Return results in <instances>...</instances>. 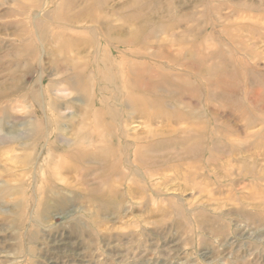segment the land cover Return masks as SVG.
Listing matches in <instances>:
<instances>
[{
	"label": "rangeland",
	"instance_id": "1",
	"mask_svg": "<svg viewBox=\"0 0 264 264\" xmlns=\"http://www.w3.org/2000/svg\"><path fill=\"white\" fill-rule=\"evenodd\" d=\"M101 48L165 66L168 109L198 118L152 129L119 119L128 134L202 136L196 156H175L142 190L130 176L132 190L91 193L99 166L62 157L91 124L63 79ZM99 85L119 116L112 86ZM0 111V136L19 135L0 142V264H264V0H0Z\"/></svg>",
	"mask_w": 264,
	"mask_h": 264
},
{
	"label": "bare ground",
	"instance_id": "2",
	"mask_svg": "<svg viewBox=\"0 0 264 264\" xmlns=\"http://www.w3.org/2000/svg\"><path fill=\"white\" fill-rule=\"evenodd\" d=\"M102 38L107 41V37L103 36ZM65 48L66 46L64 45L63 50H65ZM107 51L109 55H107ZM80 52L81 50H77L78 54ZM107 56H110L109 58L111 60H109ZM161 56H163V58H161L165 60V65H169L170 63L178 65L180 68H184L183 70L185 72L194 70L198 67L197 65H199L191 60L188 61L185 59L183 62H180L176 58H170L172 54L171 56L169 55L170 57L168 58H164V55ZM149 57L151 56L147 55L145 52L136 50L118 51L115 53L113 48L109 50H107V48L94 49L92 53L89 54L87 65L83 64L80 68L75 67V65L72 66L74 69L72 74L63 79L62 85L65 88L64 90L82 94L83 97L87 99L86 106L90 104V112L86 114V117L91 124L88 126V123H86L85 125L87 126H85L84 122H82L84 118L81 119L82 117L80 118L79 116L83 126L77 128L78 132L76 135L74 134L76 137L71 139V145L68 140L69 142H67V145L73 146L72 148L67 147L72 150L65 149L66 151L63 153L62 157L73 156L80 158L83 162L91 160V162L99 166V181L89 188L91 193L98 190L102 191L103 186H107V192H114L121 188L123 191L132 190L133 188L126 183L130 180V176H133L134 181H136H133L134 183L132 182L134 184L133 187H135V183H137L140 184L141 190L145 189V187H147L146 185H148L147 180L159 175L160 172L167 171L169 169V162L176 159L175 156L179 155L178 157L181 159H188L191 154L197 155V151L195 150L197 147L199 148L202 141V136L198 134L199 131L197 132V130L186 129L182 132V137H172L169 136V133L164 135L159 133V131H154L155 129L152 131L148 130L144 133L133 131L134 133L131 132V134H128V130L124 131L125 127H120V130L116 127V125L120 126L119 123L121 122L119 119H121L124 124L138 119L141 120L142 125L149 128L156 123L167 125L168 122H173L175 116L185 122H194L198 119L192 112L187 111L185 118H183L181 114L184 112H179L175 109L172 110L173 107L171 110L168 109L167 102L170 103L174 94V91H172L173 82L169 78L171 74H163L165 73L163 72L165 66L155 69L156 67L154 65L156 64H154L155 62ZM212 81L213 83L215 82L214 85L219 82L217 79ZM101 82H106L109 86H112L111 89L114 91L113 101L116 105L120 106L119 113L116 112L119 116L113 115L112 112H107L104 108L106 96L104 97L103 92H106L107 88L105 86L101 87L99 85ZM210 88L207 89L206 92L204 91L205 97L207 96L210 98L212 96V90ZM193 91L194 90H192V92ZM178 94L179 97L185 98L188 94L190 95L191 92L189 89L182 87ZM97 104L99 106L101 105L100 110L93 109ZM185 104L191 109V103L185 102ZM67 105L73 108L70 102L67 103ZM105 105L107 106V104ZM54 107L52 104L49 106L52 110ZM167 112H171L168 113L170 117L164 114ZM0 115H4L2 111H0ZM101 119L106 121L108 119V124L102 125V122L99 121ZM125 133L127 136H124ZM126 137L127 140H125ZM16 139H19V135L15 134L14 131L0 136V142L2 143L14 142ZM63 141L65 140L63 139ZM176 143L181 145L182 148L174 152L173 150L176 148V145L173 144ZM89 170L90 169H87L86 172ZM83 173L85 174V172ZM135 178H138V180L144 179V181L140 183ZM103 192L104 190L102 193Z\"/></svg>",
	"mask_w": 264,
	"mask_h": 264
}]
</instances>
